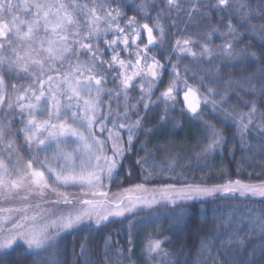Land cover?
<instances>
[{"label": "snow or ice", "instance_id": "1", "mask_svg": "<svg viewBox=\"0 0 264 264\" xmlns=\"http://www.w3.org/2000/svg\"><path fill=\"white\" fill-rule=\"evenodd\" d=\"M155 4L156 0L138 4L135 0H0V264H9V257L21 246L32 264H62L65 233L85 227L92 230L110 218L137 217L149 210L156 213L155 219L163 216L175 230H182L190 222L191 202L218 196L264 201V181L251 184L239 179L211 186L207 181L161 183L152 189L138 183L111 195L105 190V182L115 183L140 135L147 138L161 124L176 126L170 112L177 108L182 116L187 114L199 123L207 141L196 153L197 160L222 150L226 142L223 129L205 119L207 114L233 124L234 139L242 152L250 153L249 159L264 155V143L253 149L249 141L252 133L264 142V111L260 108L264 104V50L257 53L248 46L237 50L245 34L257 33L251 20L264 11L250 0H190L189 19L215 12L226 31L212 26L199 38L203 41L199 51L194 50L191 38L176 40V61L169 56L162 64L152 53L166 34L162 21L173 10L183 11L185 5L181 0H164V7L153 15ZM127 7L136 15L128 16ZM260 29L264 43V24ZM214 37L221 39L220 45L213 46ZM106 54L111 58L105 59ZM185 57L196 63L207 61L214 68L207 73L209 79L217 87L223 83V90L206 87L204 76L195 85L189 84L188 66L180 68ZM250 64L256 65L255 71L222 80V69ZM165 72L171 79L153 100ZM13 78L23 82L9 84ZM109 82L114 87H107ZM241 92L253 99H243ZM181 93L182 102L177 99ZM230 93L248 110L239 111L229 104ZM156 109H161L160 114L152 117ZM150 118L157 125L148 127ZM70 143L75 147L66 151ZM141 144L146 155L135 164L144 180L173 171L174 161L167 168L162 164L157 168L158 162L147 154L146 142ZM127 175H132L130 170ZM73 187L87 189L93 198L74 202L67 191H61ZM49 194L56 200H48ZM12 201L20 203L3 206ZM46 203L68 207L56 212L42 206ZM222 222L223 231L215 223L208 236L200 237L195 264L209 260L220 264L219 256L228 264H254L257 255L264 257V211L228 214ZM133 228L130 219L128 248L118 244L115 248L128 264H134ZM203 230V225L197 226L198 233ZM86 240L80 245L81 256L89 251ZM166 240L147 239L142 255L150 264H178L179 252L187 245L173 253L164 247ZM111 248L108 237L105 259ZM85 264H90V257Z\"/></svg>", "mask_w": 264, "mask_h": 264}, {"label": "trees", "instance_id": "2", "mask_svg": "<svg viewBox=\"0 0 264 264\" xmlns=\"http://www.w3.org/2000/svg\"><path fill=\"white\" fill-rule=\"evenodd\" d=\"M185 5L183 11L173 10L164 19L163 23L166 28V34L164 40L160 47H155L152 49V53L156 55V58L163 64L167 63L166 57L171 56L172 62L176 61V53L173 52V46L176 40H183L191 38L194 42V50L199 51V45L203 43L199 38L204 36L207 32L211 31V27L215 26L219 28L222 32L226 31L223 25L220 24L218 17L215 12L210 17H196L189 19L186 15L187 6L190 0H181ZM254 7H257L264 11V2L262 0H250ZM135 3H140V0H135ZM164 7V0H156L155 7L152 9V14L154 15L159 8ZM128 16L136 15L132 10V7L125 8ZM139 18V17H138ZM143 22V21H142ZM235 23V21H233ZM224 23H227V18ZM253 25L257 26V33L255 35L245 34L244 38L240 41L238 49L248 46L249 51H255L259 53L264 50V43H261L260 35L261 29L260 25L264 24V15L254 16L251 20ZM239 31L244 32L245 29L238 28ZM154 31V35H155ZM146 42V34H143ZM213 46H218L221 44V39L219 37H214ZM122 57L126 56L125 53H121ZM106 59L111 58L110 54L105 55ZM217 64L226 63L225 61H216ZM184 65L188 66V83L195 85L200 76L205 77L206 87L216 88L217 91L223 90V83L217 87L215 81L210 80L207 73L209 71H214V68H210L207 61H202L200 63L194 62L191 57H185L180 64L181 70H183ZM255 64H250L245 68L235 67V68H224L221 71L222 80H226L228 76L235 77L239 79L243 75H248L249 73L255 71ZM170 70V69H169ZM193 73H196V77H193ZM164 83L159 86V90L156 91L154 99L159 96L160 92L167 87L168 81L171 79L168 72L164 73L163 76ZM18 81L9 79L8 83H17ZM114 86V85H112ZM206 87L201 88L202 92L206 91ZM229 104L236 105L237 110L247 111V107L240 103L236 97L235 93H230ZM241 96L245 100L253 99L250 95H244L241 92ZM219 97H217L218 99ZM179 101L182 102V93L177 97ZM229 104L223 105V107H228ZM163 106H161L162 109ZM262 111H264V104L260 105ZM161 109H156L152 113V117H158ZM207 113L208 110L205 109ZM170 115L176 117L175 125L173 122L167 124H161L155 127L154 131L147 138L144 135H140L136 146L130 154L123 166V170L120 175L116 177L115 183H112V189L123 190L128 187H132L138 183H144L149 189L159 187L161 183H191L207 181L208 186L213 184H223L228 180H241L244 183L258 184L264 181V170L256 169L254 172H247L246 166L244 167V156L248 152H242L239 146V141L234 139L236 133L235 128L231 122L221 123L219 119H213L211 114H207L205 119L214 123L218 128L223 129L224 135L226 137V142L222 150H217L212 155H210V160L213 165L208 166L203 170H199L197 177L194 176V171L191 169H183L180 171L174 169L171 172L165 171L162 176L153 175L149 180H144L141 175V169L135 164V161L146 155V151L142 148L141 142H146L147 154L154 157L160 166L163 159H174L175 161L181 160L182 162L193 160L194 154L202 150L203 143L207 141L201 134V126L198 122L192 121L188 118L187 114L181 115L180 109L177 108L174 112H170ZM157 125V120L155 118H150L148 127H153ZM249 141L251 145L258 147L261 141H258L255 134H249ZM203 142V143H202ZM23 157L28 159L26 153L22 154ZM209 157V156H208ZM261 161L264 160V155L259 156ZM218 163L216 164V162ZM152 167V165H148ZM128 170L131 171L132 175L129 177L127 175ZM240 170V171H239ZM226 171L229 174L225 175ZM216 172L220 173L221 180H216ZM202 174L203 178H200ZM91 198L92 195H91ZM19 201H12L10 205L19 204ZM53 204V203H52ZM43 207L48 206V204H43ZM53 206V205H52ZM63 207L62 203L54 205L53 211L57 210L55 207ZM191 212H190V222L182 229L175 230L169 219H166L170 224L165 225L163 222H141L136 225V219L131 218V222L134 223V228L132 231L133 239V252L131 253L132 260L134 264L138 263L137 247L145 246L147 239L149 237L155 239L166 240L164 247L173 253H178L182 245H187L183 249V252H179L178 264H195L197 259V248L199 245L200 237L208 236L209 229H211L215 223H220L221 231H223L222 217L228 214H233L234 216H239L242 213L252 212L253 210L264 211V201L260 199H243V198H230L226 196H218L215 199H208L205 202L195 201L191 202ZM163 212L164 209H157V212ZM254 213H257L254 211ZM253 214V213H251ZM144 214H142L143 216ZM129 220L125 221L120 219H111L106 225H101L98 228H93L88 230L86 227L72 233H66L63 235L61 243L65 245L62 252L60 253V259L62 264H85V261L90 257V264H116L119 260L120 264H128L126 259H121L117 256L115 248L117 244L124 248H128V231H129ZM165 220V223H168ZM203 225V231L197 232V226ZM246 231V230H245ZM110 237V242L112 248L108 251V258L105 259V240ZM87 238V240H86ZM255 239V237H253ZM86 240L89 251L81 256L80 245ZM170 241V242H167ZM218 244L219 241H216ZM250 250L251 245H248ZM75 250L76 255H73ZM19 253V254H17ZM125 252V256H127ZM220 264H228V261L223 257L219 256ZM9 264H32V258L24 254L23 246L13 252L9 257ZM207 264H212L209 260ZM254 264H264V257L257 255L254 258Z\"/></svg>", "mask_w": 264, "mask_h": 264}, {"label": "rangeland", "instance_id": "3", "mask_svg": "<svg viewBox=\"0 0 264 264\" xmlns=\"http://www.w3.org/2000/svg\"><path fill=\"white\" fill-rule=\"evenodd\" d=\"M21 82H23V81H18L17 83H21ZM112 85L113 84L111 82H109L107 84V87H109V88L114 87ZM137 94L138 93H133L134 96L137 95ZM153 99H154V96H153ZM74 147H75V144H71L70 143L69 146L65 150L66 151H72V149ZM252 147H253V149H256L257 148L255 145H252ZM199 152H201V150ZM199 152H197V153H199ZM217 153H218V151H216V154ZM249 156H250V153H247L244 156V167L246 166L247 172H254L255 173V170L256 169H259L261 171L264 170V160L261 161V158L259 157L260 155H258L255 159H249ZM23 159L25 161H27L25 157H23ZM173 161L175 162L174 169H176V170L178 169L180 171V176H182L181 175L182 168L183 169H188V170L189 169L193 170L194 171V173H193L194 176L197 177L199 170H203L206 167H208V166L210 167V166L213 165L212 161L210 160V156L207 157L206 159L197 160L196 159V154H194L193 160H190L189 162L188 161L182 162L181 160L175 161L174 159H163L161 164L165 168H167L168 165H169V163L170 162H173ZM217 163H218V161L216 162V164ZM158 167H160V166L158 165ZM227 174H229V171L228 172L226 171L225 175H227ZM214 176H216V180H218V179L221 180L220 173L216 172V175H214ZM200 178H203L202 174L200 175ZM105 183L107 185V187H106L105 190L108 191L110 195L113 194V193H117V192L123 191V190H114V189H112V184H107V182H105ZM61 191H67L69 193V198L70 199H73L74 202L77 201V200H79V199H92L91 198V193H89L87 191V189H85V190L82 191L78 187H73V188H68V189H63L62 188ZM47 199L54 201V200H56V197L54 195L49 194V196L47 197ZM46 204H48V206H45V208H48V209H54L53 206L54 205H58V204H55V203H53V204L52 203H46ZM67 207L68 206H65V205L63 207L56 206L55 208L57 210H55V211L56 212L64 211V210H66ZM254 211L255 212H260L262 210H259V211L253 210L252 212H249V214H251V213L255 214ZM142 214H144V215L142 216ZM155 215H156L155 212H151L149 210H146V211L140 213V215L137 216V217H130L129 216L128 218H110V220L111 219H120V220L125 221L127 219L134 218V219H136V222H137L136 225L139 224V223H141V222H152V220H154L156 222H163L165 225H167V224L169 225L170 224V222L166 220L167 218H164L163 216H161L159 219H155L154 218ZM165 220L168 223H165ZM134 223H132V224H134ZM128 228H129V226H128ZM143 252H144V247L143 246H140V247L138 246L137 247L138 263L139 264H150V262L147 260V256L146 255H142Z\"/></svg>", "mask_w": 264, "mask_h": 264}]
</instances>
